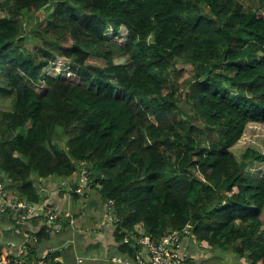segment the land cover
<instances>
[{"label": "trees", "instance_id": "1", "mask_svg": "<svg viewBox=\"0 0 264 264\" xmlns=\"http://www.w3.org/2000/svg\"><path fill=\"white\" fill-rule=\"evenodd\" d=\"M247 1L262 12L244 0H0L8 196L38 204L35 181L87 169L121 246L189 226L181 243L264 264V176L245 172L264 151H232L249 125L264 132V0ZM59 62L65 75L49 72Z\"/></svg>", "mask_w": 264, "mask_h": 264}, {"label": "crops", "instance_id": "2", "mask_svg": "<svg viewBox=\"0 0 264 264\" xmlns=\"http://www.w3.org/2000/svg\"><path fill=\"white\" fill-rule=\"evenodd\" d=\"M35 183L44 187L41 201L63 214L64 227L54 235L48 234L47 239L39 243L33 239L31 231L42 226V218L35 217L18 229L8 216H1L0 255L25 247L33 253V258L28 259L45 258L57 252L56 264H125L132 260L134 252L130 256L129 250L136 251L137 247L121 246L117 242L114 222L107 221L103 214L106 202L100 197L98 185L93 186L90 180L81 189L79 176L38 179ZM66 213L68 216L64 215ZM177 254L186 264H246L245 259L223 251L222 247H208L192 239H184Z\"/></svg>", "mask_w": 264, "mask_h": 264}, {"label": "built area", "instance_id": "3", "mask_svg": "<svg viewBox=\"0 0 264 264\" xmlns=\"http://www.w3.org/2000/svg\"><path fill=\"white\" fill-rule=\"evenodd\" d=\"M80 188H85L89 181V173L82 169L80 171ZM38 191L43 193L44 187L39 186ZM103 214L107 221H113L112 202L107 201L103 205ZM8 216L14 225L27 222L32 217L42 218L44 222L51 225H58L63 222V214L52 207L46 201L38 204H29L21 200H13L8 196L7 189L0 183V217ZM68 216V214H64ZM63 224V223H62ZM191 237L189 226L182 230L171 231L158 242H151L148 238H139L136 241L137 250L132 260L125 264H186L177 251L180 248L182 238ZM125 242H127L125 240ZM121 263V262H119ZM0 264H51L46 258H27V249L20 247L12 252H5L0 255Z\"/></svg>", "mask_w": 264, "mask_h": 264}, {"label": "rangeland", "instance_id": "4", "mask_svg": "<svg viewBox=\"0 0 264 264\" xmlns=\"http://www.w3.org/2000/svg\"><path fill=\"white\" fill-rule=\"evenodd\" d=\"M244 9L249 12H262L263 6L257 1H247L244 0ZM125 37V31L121 30L119 31V36L115 38V41L117 42H123V39ZM118 62H123L124 59H117ZM62 62H59L58 64L55 65L54 68H50L49 72H54L56 71L57 75H65L66 72L64 69L61 67ZM63 143H65V139H63ZM64 145V144H63ZM254 150L257 152L262 153L264 151V132L260 129V127L256 125H249L247 127V130L244 134V136L241 138V140L237 143V145L232 149L235 157L240 161L241 156L245 152V150ZM254 166V167H253ZM250 166L253 170L250 172L248 168H245L246 174H249L252 176V174L257 175V172L260 173L259 177L264 176V166L263 165H253ZM87 171V169H85ZM44 203V200H42Z\"/></svg>", "mask_w": 264, "mask_h": 264}]
</instances>
